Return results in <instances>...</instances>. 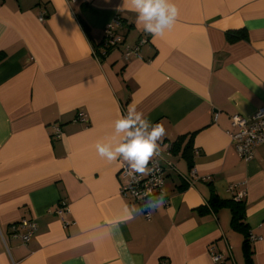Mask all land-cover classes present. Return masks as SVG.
I'll return each mask as SVG.
<instances>
[{"label":"crops","instance_id":"crops-1","mask_svg":"<svg viewBox=\"0 0 264 264\" xmlns=\"http://www.w3.org/2000/svg\"><path fill=\"white\" fill-rule=\"evenodd\" d=\"M174 2L175 25L152 37L117 11L123 0H0V264H244L245 234L211 201L239 191L264 264V144L246 160L229 135L235 113L264 106V0ZM117 17L125 44L102 57ZM141 37V57L126 60L123 45ZM132 103L166 130L149 162L165 167L167 203L149 218L121 194L126 163L96 150ZM25 218L36 223L27 243L10 229Z\"/></svg>","mask_w":264,"mask_h":264},{"label":"clouds","instance_id":"clouds-1","mask_svg":"<svg viewBox=\"0 0 264 264\" xmlns=\"http://www.w3.org/2000/svg\"><path fill=\"white\" fill-rule=\"evenodd\" d=\"M131 11L136 14L135 24L138 30L152 37H161L171 29L179 16L174 0H123L117 11ZM114 139L109 143H97L98 155L108 162L123 160L131 173L145 174L150 158L158 154L159 141L166 135L162 124H153L136 104H129L126 112L114 122ZM163 198L150 204V208H159ZM127 209V208H126ZM127 218H132L129 213Z\"/></svg>","mask_w":264,"mask_h":264},{"label":"built area","instance_id":"built-area-1","mask_svg":"<svg viewBox=\"0 0 264 264\" xmlns=\"http://www.w3.org/2000/svg\"><path fill=\"white\" fill-rule=\"evenodd\" d=\"M41 17L43 20L44 14H42ZM120 26L121 22L117 17L113 22L104 28L103 50H106L108 47L116 48L119 44H125L123 36L118 33V28ZM144 43H147V38L145 37L140 40V45ZM140 45L137 44L133 47L126 45L124 51V57L126 60H128L131 56L141 57L139 54ZM76 119L81 122L88 121L87 114L84 111H81ZM231 125L233 128V130L229 132L231 143L236 148L239 156L246 160L252 159L255 155L257 147L264 144V106L259 107L253 115L247 117L235 113L232 116ZM59 132L60 130L57 128L58 135ZM120 171L126 178L121 188V194L124 197L132 198V200L141 205L142 210L148 218L151 216V212L149 210L150 204H154L157 200L161 199V197L163 198L164 203H167V197L164 190L165 167L158 161L152 160L148 163L145 175L139 173L130 174V170L126 164L122 165ZM194 172H196V169L193 168V173ZM234 196L235 199L242 200L243 191H239ZM67 208L66 201L62 202V206H60L57 210L60 218L64 219V214L67 211ZM67 223L69 222H66V225ZM21 227L24 228L25 231L20 234V237L24 243H27L36 230V223L33 220L25 218L21 220ZM250 239L251 241H254L258 238L251 234ZM259 239H261V237H259ZM221 257L222 256L219 254H214L216 261H218Z\"/></svg>","mask_w":264,"mask_h":264},{"label":"trees","instance_id":"trees-1","mask_svg":"<svg viewBox=\"0 0 264 264\" xmlns=\"http://www.w3.org/2000/svg\"><path fill=\"white\" fill-rule=\"evenodd\" d=\"M118 18H119V20L121 22V27L118 28V33L121 34L123 36V40L126 41L125 38H124V34L121 31L122 28H123V26H124V24L122 23L121 18L120 17H118ZM142 38L143 37H141L139 39V41L137 42V44L140 45V40ZM227 38H228L229 41H234V40H237V39H246L247 38L246 30H241L239 32H235V31L230 30V31L227 32ZM148 42H149V39L147 38V43ZM144 44H146V43H144ZM120 45H122V44L117 45L116 48L119 47ZM99 46L102 47V51H100V53L98 52V54L100 56H102V57H105L113 49V48L108 47L106 50H103L104 49L103 38H102V41L99 44ZM184 137L185 136H180L172 145L175 146L177 143L181 142V140H183ZM192 142H193V135H191L189 137L188 142L184 146L183 155L187 158V160L190 162L191 167L193 168L194 167L193 166V155L194 154H193V143ZM177 145L181 146V144H177ZM215 195L216 194H213L212 195L213 196L212 199H211V201L213 203L212 206L213 207H214V205L215 206H218V205L219 206H222L223 204L228 205L229 208L231 209V212H232V223L234 224L235 229L238 230V231H240V232H243L245 234V239H244L243 248H242L243 249V256H244V264H255V262H254V251L252 249V245H251L252 242L250 240V234L251 233H250V230L247 227L248 224H246L244 222L245 212H244V206L241 203L242 200L235 199V196L234 195H233L234 198H232V199H229V200H220ZM66 204H67V202H66ZM60 206H62V202L61 201L58 204L57 210L60 208ZM67 207H68V205H67ZM13 227H15V228H13ZM19 228H22L21 227V221L10 224L11 232L14 235L20 236V234H22L25 231V229L22 228V229H24V231L23 232H19ZM21 241H22V238H21Z\"/></svg>","mask_w":264,"mask_h":264},{"label":"rangeland","instance_id":"rangeland-1","mask_svg":"<svg viewBox=\"0 0 264 264\" xmlns=\"http://www.w3.org/2000/svg\"><path fill=\"white\" fill-rule=\"evenodd\" d=\"M123 47H126V45H123Z\"/></svg>","mask_w":264,"mask_h":264}]
</instances>
